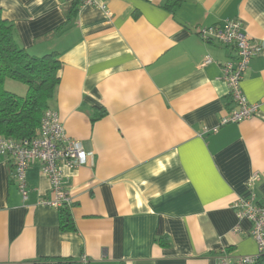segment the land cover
<instances>
[{"label": "crops", "instance_id": "0c3cea01", "mask_svg": "<svg viewBox=\"0 0 264 264\" xmlns=\"http://www.w3.org/2000/svg\"><path fill=\"white\" fill-rule=\"evenodd\" d=\"M74 1L0 0L19 46L58 53L50 107L92 153L63 169L71 231L60 229L58 208L39 202L53 195L38 166L27 170L23 201L0 156V264H216L222 249L255 254L251 223L231 205L248 197L253 174L264 203V0H107L110 19L80 2L67 13ZM236 18L261 46L241 82L258 111L220 125L235 108L222 66L236 51L196 30ZM10 80L4 88L24 96Z\"/></svg>", "mask_w": 264, "mask_h": 264}, {"label": "built area", "instance_id": "2783aa9c", "mask_svg": "<svg viewBox=\"0 0 264 264\" xmlns=\"http://www.w3.org/2000/svg\"><path fill=\"white\" fill-rule=\"evenodd\" d=\"M107 0H79L81 6H94L102 10L107 18L112 17L108 10ZM196 33L207 42H218L232 46L236 58L227 61L222 66V79L228 87L229 96L235 106L220 120V125L238 123L248 119L258 111V104L247 102L241 89V82L248 70L250 61L261 50L259 44L251 42L242 21L238 18L227 19L221 25L198 28ZM209 62V59L205 63ZM215 128L213 131H216ZM91 152L84 150L79 141L69 138L59 120L57 112L46 109L41 117L35 134L28 139H15L0 136V156H4L13 166L12 179L23 201L28 195L26 181L27 170L37 165L41 174L49 182L52 199H41V204L53 208L66 206L70 208L73 200L65 189L63 169L70 171L86 165ZM257 174H253L247 182L248 197H239L232 203V208L238 219H247L251 223L250 234L254 239L257 250L255 254L233 256L222 249L216 264H255L260 255L264 254V203L257 201L254 191ZM86 264L87 257L80 260Z\"/></svg>", "mask_w": 264, "mask_h": 264}, {"label": "trees", "instance_id": "16d2710c", "mask_svg": "<svg viewBox=\"0 0 264 264\" xmlns=\"http://www.w3.org/2000/svg\"><path fill=\"white\" fill-rule=\"evenodd\" d=\"M177 0L171 2L174 4ZM169 2V1H168ZM167 2V6L170 4ZM79 0L69 6L67 13L76 11ZM69 14V16H71ZM59 55L49 52L41 56L30 54L15 41L12 23L2 17L0 10V136L28 139L35 134L43 112L51 108L59 83ZM6 79L21 82L27 87L24 96L4 88ZM104 110L100 114H104ZM59 227L63 231L75 230L72 214L68 207L59 208ZM160 245L168 246L166 237L158 239ZM33 264H82L69 258H40ZM123 264V263H117ZM255 264H264V254Z\"/></svg>", "mask_w": 264, "mask_h": 264}, {"label": "rangeland", "instance_id": "374dc122", "mask_svg": "<svg viewBox=\"0 0 264 264\" xmlns=\"http://www.w3.org/2000/svg\"><path fill=\"white\" fill-rule=\"evenodd\" d=\"M208 58H206V60H207ZM205 60V61H206ZM210 61V60H209ZM249 68V67H248ZM247 72V71H246ZM246 74V73H245ZM245 76V75H244ZM9 82H12L13 84H16L17 86H21V87H25V84H23V83H21V82H18V81H12V80H10ZM9 89V88H8ZM11 91H14V90H11ZM10 91V92H11ZM18 95V94H17Z\"/></svg>", "mask_w": 264, "mask_h": 264}]
</instances>
